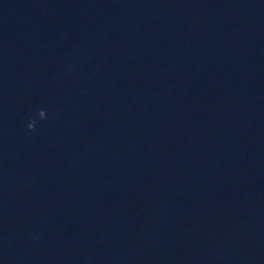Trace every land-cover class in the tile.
I'll list each match as a JSON object with an SVG mask.
<instances>
[{"label":"clouds","instance_id":"1","mask_svg":"<svg viewBox=\"0 0 264 264\" xmlns=\"http://www.w3.org/2000/svg\"><path fill=\"white\" fill-rule=\"evenodd\" d=\"M36 115L41 119L43 120L45 118V111L43 109L39 110ZM35 126H36V121L33 119V120H30L28 123H27V128L29 130H34L35 129Z\"/></svg>","mask_w":264,"mask_h":264}]
</instances>
